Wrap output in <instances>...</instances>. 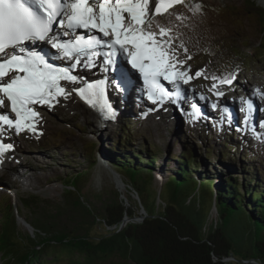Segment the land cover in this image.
<instances>
[{
	"label": "rangeland",
	"instance_id": "374dc122",
	"mask_svg": "<svg viewBox=\"0 0 264 264\" xmlns=\"http://www.w3.org/2000/svg\"><path fill=\"white\" fill-rule=\"evenodd\" d=\"M209 1L195 0L189 4H178L180 8H173L168 13L169 16L162 15L161 21H158L161 26L174 32L173 38L168 39H171L175 57L178 55L177 59L184 62L180 65L181 69H199L202 74L198 81L203 85L202 89H214L215 85L223 92L222 97L226 101H230L228 96L237 99L245 90L257 88L263 93L260 97L264 104V17L260 13L264 6L257 0ZM149 5L153 8L154 2L151 1ZM202 12H206L216 22L214 30L207 37H202L198 31L189 32L187 23L182 21L186 14ZM153 29L158 30L156 23L153 24ZM167 36L170 37L171 33ZM226 77H234L231 84L220 83ZM69 103L70 101L63 102L61 110L49 108L51 106L44 108L49 119L45 118L43 123L37 122L40 129L34 128L29 133L16 132L17 140L15 139L14 144L18 152L14 157L16 159L10 157L9 162L17 171L11 168L0 176V206L12 204L23 235L34 233L39 221L55 222L60 229L67 231L77 227V220L82 219L81 213L67 207L66 197L59 189L67 175L79 172H85V180L80 183L83 201L99 217L102 216L106 203L114 197L123 200L125 207L135 212L137 217L147 215L146 209L152 210L155 202L161 208L163 202L159 193L171 174V169L175 167L174 159L169 156H176L190 147L202 157L210 149L208 161L216 167L225 169L231 163L242 166V162H246V170L255 166L264 176V138L246 135L242 131H235L233 135L230 131L234 129L229 130L232 129L230 126L222 127L216 120L206 123L186 122L181 115L180 119L176 113L167 110L146 119L135 113V102L132 106L128 105L127 109L125 103L120 106L118 102L120 113L109 126H104L94 121L95 115L88 114L86 111L90 110L83 103L79 102L74 108ZM125 135L134 149H143L145 145L151 144L157 151L156 165L159 169L153 174V185L144 189V198L139 197L128 179L122 178L104 155L105 149L125 138ZM6 137L9 138L7 141L14 139L9 133ZM90 148H93L92 155ZM244 154L247 158L239 160L238 157ZM223 155L227 157L224 162H220L219 157ZM17 172H21L23 177H17ZM68 187L73 189L72 186ZM33 197H37L38 200L34 198V201L38 202L30 204ZM47 203L58 210L56 218L52 216L56 210H51ZM2 212L3 208L0 207V220ZM210 213L211 222L217 218V213L215 209ZM99 221L96 218L91 235H105L109 232L107 226ZM3 251L0 246L3 264H14L8 262V258L12 260V257H8ZM53 257L50 250L44 255L49 264H74L75 261L70 258L55 261ZM122 261L120 257H113L102 264H121ZM124 264L134 263L127 261Z\"/></svg>",
	"mask_w": 264,
	"mask_h": 264
},
{
	"label": "trees",
	"instance_id": "16d2710c",
	"mask_svg": "<svg viewBox=\"0 0 264 264\" xmlns=\"http://www.w3.org/2000/svg\"><path fill=\"white\" fill-rule=\"evenodd\" d=\"M260 13L264 17V10ZM124 137L105 149L104 155L144 198V189L152 184L153 174L159 169L157 151L151 144L134 149ZM90 149L92 155L93 148ZM209 150L205 157L196 154L193 147L169 156L175 167L159 193L163 206L158 208L155 202L152 210L146 209L149 217L144 223L108 230L105 235H91L96 218L105 226H113L121 223L125 213L136 214L125 207L123 200L114 197L104 206L101 217L95 215L81 194L85 172L67 175L59 189L66 197L67 207L81 213L82 219L77 220L74 229L67 231L55 222L39 221L34 233L23 235L12 204L0 206V246L4 254L12 257L8 262L49 264L44 258L49 250L55 261L70 258L74 264H99L114 256L136 264H222L211 260L213 250L219 254L234 250L241 256H257L264 261V176L258 167L246 170V162L242 166L231 163L225 169L216 167L208 161ZM226 157H219V161L224 162ZM242 157L247 155L238 159ZM34 198L37 199L33 197L30 204L38 200ZM213 209L217 218L210 222ZM57 213L58 210L52 216L56 218Z\"/></svg>",
	"mask_w": 264,
	"mask_h": 264
},
{
	"label": "snow or ice",
	"instance_id": "6c2138e0",
	"mask_svg": "<svg viewBox=\"0 0 264 264\" xmlns=\"http://www.w3.org/2000/svg\"><path fill=\"white\" fill-rule=\"evenodd\" d=\"M175 2L157 0L150 13V0H0V109L7 100L15 114L0 113V132L4 125L17 133L26 127L34 130L33 123L39 116L34 106H51L58 96L66 95L61 81L82 82L84 86L75 91L93 107L98 106L105 118H115V110L105 96L107 81L89 82L72 75L68 67L50 63L43 51L30 47L41 42L56 49L62 58L74 61L72 67L82 62L86 68L94 67L96 58L101 57L111 65L117 53L126 54L153 104L179 97V81L188 83L192 77L176 70V65L184 62L175 57L171 40L163 38L170 30L156 22L159 32L153 31L155 17ZM81 29L93 34L80 35L77 30ZM70 35L71 39H64ZM200 75L201 71L195 73L196 77ZM119 78L125 86L133 81L127 70H121ZM233 79L226 77L220 83L231 84ZM162 81L173 85L175 92ZM246 103L251 113L253 103L250 99ZM193 108L198 113L196 105ZM12 147L0 141V156Z\"/></svg>",
	"mask_w": 264,
	"mask_h": 264
},
{
	"label": "bare ground",
	"instance_id": "6f19581e",
	"mask_svg": "<svg viewBox=\"0 0 264 264\" xmlns=\"http://www.w3.org/2000/svg\"><path fill=\"white\" fill-rule=\"evenodd\" d=\"M177 1H180V0H177ZM191 1H195V0H181L180 1V3H178V4H180V5H183V4H189ZM197 1V0H196ZM201 1H205V2H210L209 0H201ZM233 2H238V1H240V0H232ZM258 2H259V4H261V5H263L264 6V0H257ZM150 4V3H149ZM177 6V5H176ZM174 7L175 9L176 8H180V6L178 5V7ZM154 11V5H153V8H152V5H149V12L151 13V12H153ZM171 11V10H170ZM168 13L169 12H163V14L162 15H167V16H169L168 15ZM172 13V12H171ZM162 15H158V16H156L155 17V21H154V25H155V23L156 22H158V21H161V18H162ZM163 20V19H162ZM182 21L183 22H185V23H187V26H188V31L189 32H199V34L200 35H202V37H207V35H208V33H210L212 30H214V28H215V24H216V22L215 21H212V19H210L209 18V16L207 15V13L206 12H202V13H194V14H186L185 16H184V18H182ZM164 27V26H163ZM153 31H156V32H159V29L158 30H154L153 29ZM171 31V30H170ZM169 33H171V36L170 37H165V39L167 38H173V33L174 32H169ZM168 33V34H169ZM195 39V38H194ZM171 40V39H170ZM203 41V40H202ZM173 44V43H172ZM182 51V50H181ZM178 56V55H177ZM177 56H176V58H177ZM185 59V58H184ZM187 59V58H186ZM178 60V59H177ZM179 61V60H178ZM188 61V60H187ZM186 62V61H185ZM187 63V62H186ZM194 68V67H193ZM195 69V68H194ZM237 79H238V77H237ZM116 83V81H111V80H109L108 81V85H110V88H112L113 86L112 85H114ZM254 86V85H253ZM260 88V87H259ZM249 93L250 94H254V93H258L257 92V88L256 89H254V90H250L249 91ZM78 96L79 95H77V94H75L74 92H72L71 91V88L70 89H67V91H66V95H63V96H58L57 98H56V100H54L53 102H52V105H51V107L52 108H57L58 110H61L62 108H61V106L63 107V102H68V101H70V103L68 104L69 106H71L72 108H74V107H77V105H79V100H78ZM245 97V96H244ZM67 98V100H65ZM111 101H112V106H113V108L114 109H116V115L117 114H119L120 113V108H118L119 107V104L118 103H116V102H114L113 101V99H111ZM47 107H49V105H39V106H35L34 107V110L35 111H37L38 113H39V116L35 119V121H34V123H33V128H37V129H40L39 127H41V126H38V124H37V122H42L43 123V121L45 120V118H47V119H49V116H48V114H46L45 113V109L44 108H47ZM64 109H66V107L64 108ZM88 114H91L92 116H94L93 115V113L91 112V111H86ZM175 113H176V115H177V117L178 118H180L181 119V117H180V115H179V112L178 111H176L175 110ZM115 115V116H116ZM219 117V116H218ZM146 119H147V117H146ZM184 119L186 120V118L184 117ZM112 123V121H107V122H101V124L102 125H104V126H109L110 124ZM218 123H220V121L218 122ZM221 124V123H220ZM262 124H264V123H262ZM40 125V124H39ZM242 130L244 131V132H246V135H249V134H251L252 136H254V137H258L259 139H262V138H264V125H262V127L261 128H259L258 130L256 129V130H253V126H250L248 123H246L244 126H242ZM33 131V129H30V128H25V130H23V133H29V132H32ZM100 131V130H99ZM15 129L13 128L12 129V131H11V133H13L14 135H13V137H14V139L12 138H10V140H9V142H11V145L13 146L12 147V149L9 151V153H8V155L6 156V158H5V161L3 162V167H2V169H0V176H3V175H5V173L7 172V171H9V169H14L15 170V168H13L14 167V165H12V163H10L11 162V159H10V157H12L13 159H16V158H14V157H16L17 156V152H18V150L15 148V144H14V142H15V139L17 140V138H15ZM22 138H26V136L24 137V136H22ZM21 138V139H22ZM262 140H264V139H262ZM10 161V162H9ZM108 161V160H107ZM16 163V162H15ZM109 163V162H108ZM100 165V164H99ZM15 171H17V169L15 170ZM110 172V171H109ZM111 174H113L112 172H110ZM22 173L21 172H17L16 173V176L17 177H23V175H21ZM1 178V177H0ZM115 181H116V179H114ZM21 183H22V180H19Z\"/></svg>",
	"mask_w": 264,
	"mask_h": 264
},
{
	"label": "water",
	"instance_id": "95a60500",
	"mask_svg": "<svg viewBox=\"0 0 264 264\" xmlns=\"http://www.w3.org/2000/svg\"><path fill=\"white\" fill-rule=\"evenodd\" d=\"M126 206V204H125ZM149 217V213L145 216H141V217H137L136 215L133 216H129L128 214H124L122 221L119 225H107L108 230H121L122 228H124L126 225L128 224H141L144 223V221L146 220V218ZM186 237H183L182 239H185ZM211 244V243H210ZM210 256H211V260L213 262H220L222 264H264V261L257 257V256H241L240 253H237L234 250L228 251L227 253H215V251H211L210 252ZM114 257H119V256H114ZM77 258H80V256H77ZM113 258V257H112ZM109 258L108 260L112 259ZM121 258V257H120ZM122 259V258H121ZM123 261L120 262L121 264H124L127 261L133 262L131 260H125L122 259ZM125 260V261H124ZM107 261V260H105ZM103 262H99V264H102ZM134 264H136L135 262H133ZM0 264H3L2 259L0 258ZM113 264V263H112Z\"/></svg>",
	"mask_w": 264,
	"mask_h": 264
}]
</instances>
